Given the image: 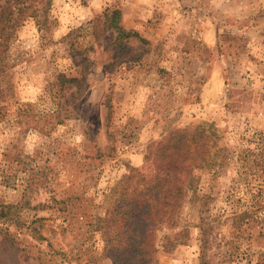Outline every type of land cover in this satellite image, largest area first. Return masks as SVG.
<instances>
[{
	"label": "rangeland",
	"instance_id": "1",
	"mask_svg": "<svg viewBox=\"0 0 264 264\" xmlns=\"http://www.w3.org/2000/svg\"><path fill=\"white\" fill-rule=\"evenodd\" d=\"M45 1L0 33V264H111L102 226L127 168L200 124L217 136L156 264H264V0ZM109 8L145 42L117 50L101 24L95 40Z\"/></svg>",
	"mask_w": 264,
	"mask_h": 264
},
{
	"label": "trees",
	"instance_id": "2",
	"mask_svg": "<svg viewBox=\"0 0 264 264\" xmlns=\"http://www.w3.org/2000/svg\"><path fill=\"white\" fill-rule=\"evenodd\" d=\"M32 0H5L0 5V33L5 31L15 13L22 14ZM51 0L44 2L45 8ZM33 14V13H32ZM121 12L117 8L105 9L101 16L91 21L92 34L98 38V25L102 31L112 30L114 45L123 50L135 33L124 31ZM66 83L78 84L71 78ZM212 124L172 129L161 138L151 141L146 149L141 167L127 168L116 189L102 226L104 256L111 264H156L157 232L163 225L174 224L186 197L198 186L196 169L205 168L209 160L211 139L216 137ZM250 217L243 212L233 222ZM201 245L210 241V223L200 222ZM205 236V237H204Z\"/></svg>",
	"mask_w": 264,
	"mask_h": 264
},
{
	"label": "crops",
	"instance_id": "3",
	"mask_svg": "<svg viewBox=\"0 0 264 264\" xmlns=\"http://www.w3.org/2000/svg\"><path fill=\"white\" fill-rule=\"evenodd\" d=\"M215 77H217V75H215Z\"/></svg>",
	"mask_w": 264,
	"mask_h": 264
}]
</instances>
